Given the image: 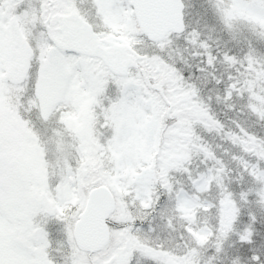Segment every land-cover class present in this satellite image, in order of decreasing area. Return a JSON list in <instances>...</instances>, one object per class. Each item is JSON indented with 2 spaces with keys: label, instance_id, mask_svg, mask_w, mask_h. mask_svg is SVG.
I'll list each match as a JSON object with an SVG mask.
<instances>
[{
  "label": "rangeland",
  "instance_id": "1",
  "mask_svg": "<svg viewBox=\"0 0 264 264\" xmlns=\"http://www.w3.org/2000/svg\"><path fill=\"white\" fill-rule=\"evenodd\" d=\"M13 1L17 0H0L2 223H6V217L20 215L25 221L22 230L30 231L31 221L28 217L32 208L36 212L34 203H41L42 191L48 194L61 217L73 221L78 209L84 206L87 189L97 182H105L118 202V210L113 217L116 231L111 247L91 257L78 253L72 246L70 236L67 237V223H60L59 233L65 237L67 248L64 252H68V259L66 261L60 255L58 264H105L113 256L116 260L112 264H130L138 251L140 257L135 260V264H141L144 261L148 263V254L151 252L156 255V261L167 258L169 254L158 237L154 240L146 237V243L143 244V239H138L137 230L142 229L138 226L145 227L142 236L145 237L146 232L152 234L156 231L154 220L164 217L160 212L167 210L165 218H168L173 215V209L178 211L175 221L181 222L183 219V228L202 244L210 234L202 214L212 211L216 200L222 207L234 203L231 195L225 193V184L230 180L221 173L223 167L215 172L214 165L223 163L226 170L234 169L237 177L244 182L242 185L239 183L237 189L254 193L256 199L264 202V152L262 155L254 152L256 149L253 146L257 141L264 140L259 139L264 131V54L251 46L247 54L251 57H238L235 78L228 75L227 69L223 71L226 72L225 77L231 80L229 87L231 85L238 97L241 96L245 115L236 120L235 115L228 110L236 107L232 90L220 93L216 87L211 85L208 88L204 82L194 85L189 81L190 75H185L179 66L188 63L190 69L198 74H219V67L223 68L224 61L213 40L217 41L218 47H226L224 45L228 43L227 40L223 44L218 42L219 39H225L223 34H216L218 30L225 32L230 27L248 26L251 34L256 39L261 38L264 44V0H216L220 10L215 13L208 11L206 6H199L195 0H186L190 26L187 34L179 39L170 37L154 45L146 43L141 36L131 0H98L106 15L118 10L116 23L120 22L124 42L128 43L125 35L130 33L139 42L140 50L147 52L144 59L155 62L152 72H157L161 80L152 76V83L170 85V97L175 98L174 101L170 99L174 115L178 117L187 112L210 117L212 121L214 118L222 129L220 133L212 135L208 133L207 127L191 128L182 138L180 128L168 132L162 128L164 124L161 118L166 106L158 103L152 87L147 90L137 73L132 72L124 79H115L107 75L103 68L92 67L86 60L65 54L51 42V36L58 33L42 30L39 15L41 8L46 6V0H26L16 10L12 7ZM5 5H9L12 11L5 9ZM70 5L69 0H58L61 10H69ZM12 19L20 22L22 31L35 51L30 76L35 104L40 105L41 113L46 116L56 107L59 109L58 133L44 139L48 141L47 146L44 144L45 151L40 149L38 138L29 124L18 118L12 108L20 106L14 98L17 96L13 95H19L26 89L24 84L13 87L5 75L9 64L6 33ZM227 33L230 42L237 41L233 31ZM179 48L183 50L181 57ZM184 81L186 85L179 87ZM108 86L110 90L105 96H100V90ZM187 87L188 92L181 93ZM199 87H203L210 94V100L217 101V104L208 103L206 96L198 92ZM109 92L113 95H107ZM157 103L158 107H155ZM228 116L229 119L224 121V117ZM100 119L102 122L99 123ZM254 123L262 126V134L256 131L260 128H255ZM61 124L67 133L76 137H88V127L92 124L96 132L92 133L88 144L76 145L73 143L75 139L60 130ZM25 138L30 141L31 153L25 150ZM162 139L165 141L160 147ZM159 147L161 152H165L163 156L156 154ZM244 199L245 194L242 193L241 200ZM136 212L142 213L144 219L141 216L138 218ZM148 213L151 214L150 218L145 216ZM222 220L220 223L224 222ZM222 226L234 230L238 241L248 240L246 231L234 226L231 218L226 219ZM31 234L33 232H29L28 236ZM46 237L47 233L41 241H45ZM12 241L14 245L8 248L14 247L15 250L19 245L15 240ZM122 251L123 256L120 255ZM30 252L39 254V251ZM235 259L237 262L238 255Z\"/></svg>",
  "mask_w": 264,
  "mask_h": 264
},
{
  "label": "trees",
  "instance_id": "2",
  "mask_svg": "<svg viewBox=\"0 0 264 264\" xmlns=\"http://www.w3.org/2000/svg\"><path fill=\"white\" fill-rule=\"evenodd\" d=\"M250 37L252 40V47L257 48L258 52L261 51V53L264 54V44L262 39H256L252 34ZM221 59L225 62L226 68L230 70V72H233L237 56H231L228 52L227 55L222 54ZM183 70L186 75L190 74L198 81L208 82V85L214 84L217 80H220L221 88H226L225 78L217 76L216 73H210V75H208L200 72L199 75H197L194 70L190 69V65H186ZM200 91H202V89ZM240 97L241 96L239 95L236 107L228 108V110L235 115V120L245 115L241 101H239ZM197 117V115H191L190 113H184L178 117L179 122L185 121L188 123V126H185L183 132H189L192 130L191 128L205 129L206 127L208 133L212 135L218 134L222 131L214 118L212 121L210 117H205L204 119ZM228 119L229 116L224 117L223 120L227 121ZM50 122L54 123L52 119H48L44 126H41L42 124L40 125V128H44V130L49 131V133L52 132L55 126L54 124L50 125ZM254 126L255 128L258 126L260 129H257L256 131L262 134V126L257 125L256 123H254ZM173 128H175V126ZM263 134L259 139H264ZM250 142L252 143V140ZM258 142H263V144H257ZM257 143L256 145H253L256 149L254 152L262 155V152H264V140H259ZM159 152V155H162L163 152H161V149ZM211 164L213 163L211 162ZM221 169V173L225 175V178L230 180L225 184V193L231 195L230 198L234 200V203H231L229 207L225 205L222 207L219 204V201L216 200L212 206V211H207L202 214L204 225H206L211 231V235L206 238L204 244H198L197 240L192 237L191 233L183 228L182 225L185 223L183 219L181 222L175 221V215L178 211L173 209H171L173 215L168 218H165V216H167V210L160 212L164 217H158L154 220L156 231L152 234L145 231V237L142 236V229L145 227L138 226V228H142L137 230L138 239L142 238L143 244L146 243V237L150 240H154L155 237H158V239L165 244V249L168 251L169 255L167 258L164 257L161 259L162 264H264V202L259 198L256 199L254 193H246L245 189H237L238 187L236 186H238L239 183L242 185L244 182L237 177V173L234 169L230 170V168H228L226 170L223 163L218 166L214 165L215 172H218ZM233 184H235L234 190ZM242 193L245 194L244 201L241 200ZM218 196H220V194ZM140 212H136L135 214L138 215V218L141 216L142 219H144L143 214ZM145 216L146 218H150L151 214L148 213ZM230 218L231 223L234 226H237V228H240V231H246L248 240L238 241L235 239L236 234L234 230L223 228L224 226H222V224L225 223L226 219ZM222 219H224V222L220 223L223 221ZM175 234L177 237L173 238ZM150 246L152 247V245ZM195 250L197 253L194 252ZM138 252L134 255L130 264H135V260L140 257ZM123 254L124 252L122 251L120 255L123 256ZM148 255V263H145L144 261L141 264H161L156 261V255H154V253L151 252ZM237 255L238 259L236 262L235 256Z\"/></svg>",
  "mask_w": 264,
  "mask_h": 264
},
{
  "label": "water",
  "instance_id": "3",
  "mask_svg": "<svg viewBox=\"0 0 264 264\" xmlns=\"http://www.w3.org/2000/svg\"><path fill=\"white\" fill-rule=\"evenodd\" d=\"M136 16L145 34L151 40L164 37L169 30H183V3L182 0H133ZM54 19L52 20V24ZM62 31V39L67 50H78L83 53L94 52L99 46L90 25L76 13L61 14L57 20ZM16 46L23 52V61L20 67L10 66V75L13 79L22 80L28 67V58L31 54L29 45L25 42L18 25L10 27V56L13 57ZM131 65L136 61L131 57L118 59L111 66L116 73L126 75ZM18 73L15 76L14 73ZM44 204L51 211V203L43 196ZM117 203L115 196L108 185L99 184L87 193L84 209L78 215L74 224L73 237L77 247L84 251L94 253L105 249L111 242L112 234L108 220L115 213Z\"/></svg>",
  "mask_w": 264,
  "mask_h": 264
},
{
  "label": "flooded vegetation",
  "instance_id": "4",
  "mask_svg": "<svg viewBox=\"0 0 264 264\" xmlns=\"http://www.w3.org/2000/svg\"><path fill=\"white\" fill-rule=\"evenodd\" d=\"M50 11L54 13L62 12L58 8L57 0H53L52 5H48L47 8H43L41 18H43L44 26L46 28L48 27L46 26V19ZM85 12L89 16V18L83 15L84 18L90 24H92L98 40H100V42L102 43V47L98 51L100 57L83 56L76 53H72V55L75 58H83L84 60L88 61L92 67L97 66L103 69L105 68V72H109L110 74L115 75L110 71L109 66L113 65L114 60L120 58V52L122 53V55L134 53V50H132L130 47V43H125L123 39L120 38V22L118 24L116 23L118 10H114L111 12V14H108L110 16V19L106 17V13H104L99 7L95 10H92V8L89 6L85 10ZM110 28L114 30L111 31V33L108 32L110 31ZM53 29L57 31L54 27ZM17 59L19 61V58ZM6 219V223H2L3 219L0 218V264L59 263L60 254L58 250L60 241L58 234V225L63 219L61 216H43L42 211L39 210L37 216L32 218L30 231L28 232L22 230V225L25 223V221L22 217H20V215L19 217L16 216L15 218H12L11 216L6 217ZM45 223L47 224L46 229L43 227V224ZM29 232H33V234L28 236ZM46 233V240L41 241L44 240V234ZM12 240H15L19 245V247L15 250L14 247L8 248L10 245H14V241ZM39 244H41L42 246H40ZM49 244H51L52 246H50ZM25 246H29V248H26ZM37 248L38 250H36ZM30 250L39 251V254L35 255L30 252ZM52 260H54L55 262L53 263Z\"/></svg>",
  "mask_w": 264,
  "mask_h": 264
}]
</instances>
